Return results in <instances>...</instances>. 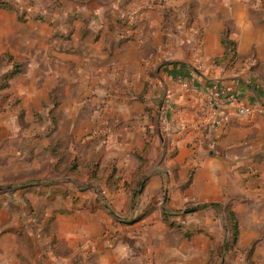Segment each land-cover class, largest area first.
Masks as SVG:
<instances>
[{
	"label": "rangeland",
	"instance_id": "obj_1",
	"mask_svg": "<svg viewBox=\"0 0 264 264\" xmlns=\"http://www.w3.org/2000/svg\"><path fill=\"white\" fill-rule=\"evenodd\" d=\"M0 1V9L16 15L9 43L0 38V208L37 226L41 214L26 211L30 203L20 193L64 189L71 196L73 211L102 210L121 227V231L103 228L101 238L107 233L115 240L139 235L126 244L129 260L135 258V264H264L257 251L264 230L249 245H242L244 233L252 231L242 229L246 223L240 219L247 217L237 215L239 239L231 246L226 213L213 207L201 209L203 203L187 196L194 169L182 176L180 166H164L162 160L159 165L160 158L153 163V147L141 173L139 149L133 153L139 166L122 168L114 151L94 149L98 142L91 138L96 128L90 124L97 127L100 118L87 117L90 110L102 111L108 105L109 110H120V102L108 104L117 94L140 92L142 117H148L142 120L143 127L147 132L152 125L163 128V102L150 103L152 78L148 76L157 75L158 81L167 65H189L195 79L216 77L212 82H240L244 75L264 81V51L255 54L253 46L252 54L246 49L242 55L238 50V37L246 33L258 37L264 27V0H112L119 5L117 13L122 11L119 18L111 14L116 10L109 9L111 0ZM96 7L107 10L98 14ZM147 12L156 16V33L144 23L140 26V16ZM90 17H104L110 36L104 37L102 23ZM216 20L221 39L229 33L237 43L234 59L221 63L217 59L224 52L214 59L204 56L206 30ZM140 28L142 37L156 41L141 48L123 47L137 40ZM171 37L185 40L184 44L163 54L160 47ZM135 65L141 66L136 70ZM122 73L126 80L120 78ZM136 73L145 76L139 84ZM98 94L109 98L93 102ZM156 165L162 169L159 173L152 171ZM153 176L160 178L161 185L151 197L147 188ZM227 203L232 205V201L221 204ZM148 222L154 230L147 225L130 229Z\"/></svg>",
	"mask_w": 264,
	"mask_h": 264
},
{
	"label": "crops",
	"instance_id": "obj_2",
	"mask_svg": "<svg viewBox=\"0 0 264 264\" xmlns=\"http://www.w3.org/2000/svg\"><path fill=\"white\" fill-rule=\"evenodd\" d=\"M108 4L110 10L116 9L111 12L113 17L122 16V11L117 13L118 4L112 0ZM97 10L98 14H104L107 9L98 7ZM14 15L11 11L0 9V38H4L6 44L13 35L16 22ZM104 17L90 18L96 23H102ZM142 23L152 33H156V16L150 12L144 13L140 16V26ZM101 29L104 37L110 36L111 32L105 23H102ZM257 36L246 33L238 37L239 53L243 55L247 49V54H252L253 46L255 54L264 51L263 26L259 28ZM112 37L117 38L115 34ZM151 41H156V38L153 37L152 40L150 36L142 37L140 28L137 40L123 47L141 48ZM184 41L177 38L173 40L171 37L160 49L163 54L169 53L171 46L176 48L180 43L184 44ZM203 42L206 59H214L223 54L221 26L217 20L208 26ZM176 43L177 46H174ZM139 52L141 51L138 49ZM135 66L137 70L141 65ZM189 69V65H167L162 68L158 81L157 75L148 76L149 80L152 78L150 103L155 106V103L162 101L167 107L165 128L152 125L147 132L142 120L148 117H142L140 92L131 95L121 93L108 102H120V110H109L108 105L102 111H89L87 117L100 118L96 122L97 127L90 124L96 128L91 141L98 142L95 150L114 151L122 168L127 169L131 165L132 170H135L140 163L133 153L136 149H144V138L149 134L147 138L153 147L150 154L153 163L160 158L157 163L159 165L162 160L164 166H180L182 176L190 168L194 169V179L187 190V196L196 198L203 204L232 201L236 214L247 217L243 221L240 219L242 223H246L242 225V229L251 230L252 233H244L246 237L241 242L242 245H249L264 230V81H256L255 78H246L244 75L240 77L244 81L240 79V82H212L211 79L216 77L195 79ZM134 77L138 78V84L145 79V76L140 77L137 73ZM120 78L126 80L125 73ZM178 80L192 84L193 88H184ZM223 84H234L238 104L227 107L221 118L208 108L206 98L211 88ZM99 98L108 99L109 95L98 94L92 101L98 102ZM128 102L132 105L129 106ZM239 105L253 109V112L249 115L239 114ZM152 171L159 173L162 169L156 165ZM149 181L151 185L147 192L151 197L156 196L161 180L153 176ZM63 190L31 189L20 193V197L30 203L25 208L26 211L41 214V221L37 226L29 223L30 219L25 216L17 219L12 217L8 209L0 208V264H131V261L135 264V258L129 260L131 253L126 249V244L133 242L139 235L131 237L134 239L115 240L107 233L101 238L103 228L121 231V227H116L109 215L102 210L94 213L86 210L73 211L71 196L67 197ZM124 193L127 196L128 193ZM142 225H147L148 230H154L149 222L137 223L130 229L135 230ZM96 237L98 238L95 239ZM136 240L139 243V239ZM257 251L264 257V240Z\"/></svg>",
	"mask_w": 264,
	"mask_h": 264
},
{
	"label": "trees",
	"instance_id": "obj_3",
	"mask_svg": "<svg viewBox=\"0 0 264 264\" xmlns=\"http://www.w3.org/2000/svg\"><path fill=\"white\" fill-rule=\"evenodd\" d=\"M1 5H3V3L0 1V6ZM221 45L223 46L224 54L217 59V62L221 63V61H227L228 57L234 59V57L237 55V43L231 38L229 33L223 34V37L221 39ZM151 147L152 144L148 141V139H146L144 149L141 152H137V156L142 161V165L138 170L139 173L142 172L143 166H145L146 164L145 156L150 151ZM209 207H213L218 211H223L224 213H226L228 226L233 238V242L231 243V246L236 245L239 239L238 236H239L240 228L237 219V214L233 210L232 205L228 203L225 205L221 203L202 204L199 208L207 209Z\"/></svg>",
	"mask_w": 264,
	"mask_h": 264
},
{
	"label": "built area",
	"instance_id": "obj_4",
	"mask_svg": "<svg viewBox=\"0 0 264 264\" xmlns=\"http://www.w3.org/2000/svg\"><path fill=\"white\" fill-rule=\"evenodd\" d=\"M178 82L186 89L193 88L192 84L185 83L183 81ZM207 106L214 113V115H219L221 118L224 116V111L227 107L236 106L238 104V99L236 96V90L234 84H223L220 86H215L210 89L207 93ZM166 105H162L160 115L163 128L167 126L166 118ZM253 112V109L247 108L244 105H239L238 113L243 115H249Z\"/></svg>",
	"mask_w": 264,
	"mask_h": 264
}]
</instances>
